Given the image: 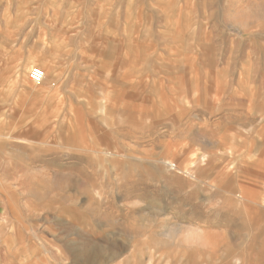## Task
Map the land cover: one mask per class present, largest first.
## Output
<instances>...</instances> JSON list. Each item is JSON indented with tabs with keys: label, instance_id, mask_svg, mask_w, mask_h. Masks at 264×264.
Segmentation results:
<instances>
[{
	"label": "rangeland",
	"instance_id": "rangeland-1",
	"mask_svg": "<svg viewBox=\"0 0 264 264\" xmlns=\"http://www.w3.org/2000/svg\"><path fill=\"white\" fill-rule=\"evenodd\" d=\"M0 204V264H264V0H0Z\"/></svg>",
	"mask_w": 264,
	"mask_h": 264
},
{
	"label": "built area",
	"instance_id": "built-area-1",
	"mask_svg": "<svg viewBox=\"0 0 264 264\" xmlns=\"http://www.w3.org/2000/svg\"><path fill=\"white\" fill-rule=\"evenodd\" d=\"M45 71L38 66H34L30 69L29 79L34 84H39L44 80Z\"/></svg>",
	"mask_w": 264,
	"mask_h": 264
},
{
	"label": "crops",
	"instance_id": "crops-1",
	"mask_svg": "<svg viewBox=\"0 0 264 264\" xmlns=\"http://www.w3.org/2000/svg\"><path fill=\"white\" fill-rule=\"evenodd\" d=\"M0 209H1V204H0Z\"/></svg>",
	"mask_w": 264,
	"mask_h": 264
},
{
	"label": "bare ground",
	"instance_id": "bare-ground-1",
	"mask_svg": "<svg viewBox=\"0 0 264 264\" xmlns=\"http://www.w3.org/2000/svg\"><path fill=\"white\" fill-rule=\"evenodd\" d=\"M12 141V140H11Z\"/></svg>",
	"mask_w": 264,
	"mask_h": 264
}]
</instances>
